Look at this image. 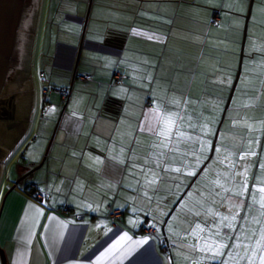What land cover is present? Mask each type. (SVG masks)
Wrapping results in <instances>:
<instances>
[{
	"label": "crops",
	"instance_id": "1",
	"mask_svg": "<svg viewBox=\"0 0 264 264\" xmlns=\"http://www.w3.org/2000/svg\"><path fill=\"white\" fill-rule=\"evenodd\" d=\"M247 2L58 0L63 23L34 54L52 89L13 66L0 104L3 142L37 138L22 159L0 148L18 178L0 184L7 264H262L264 0L248 24Z\"/></svg>",
	"mask_w": 264,
	"mask_h": 264
},
{
	"label": "rangeland",
	"instance_id": "2",
	"mask_svg": "<svg viewBox=\"0 0 264 264\" xmlns=\"http://www.w3.org/2000/svg\"><path fill=\"white\" fill-rule=\"evenodd\" d=\"M44 4L47 5L48 8H49V17H48V20H47L48 22H44L43 23V21L46 20L45 13L43 11ZM253 5H254V0H253V3H252V6H251L250 14L252 12ZM85 6H86V3H85ZM33 7H34L33 9H35L36 2H35V4H33ZM248 8H249V0L247 2V5L244 4V7H243V10L245 11L244 13H247ZM82 10H83V15H85L87 10H85L83 7H82ZM34 12H35V10H33L32 21H31L30 25L28 26V28L27 27H25V29L24 28H20L19 31H18V33L20 35L27 36V38L29 39V43L32 41V46H31V54L32 55H31L30 59L27 58L26 55H25V58L24 57H23L24 59L22 58V63H20L18 65L23 67L26 64L28 66L31 63V65L34 67L33 73H35V76L33 75V78L31 80V82L34 83V85L36 87H38V88L40 87V90H41L42 88L44 89L46 86H48V84H43L44 83L43 79L40 78V77H37V75L40 74L39 71H41V68H38V66L36 64V59H35V55L34 54H39V53L41 54L43 52V50L47 51L48 42L50 41L49 38H50L51 32H53V30L56 29L57 23H60V24L63 23L62 19H63L64 11L62 9V6L58 3V0H40L39 10H38V12L36 11L35 20H34ZM249 18H250V15H249ZM244 20H245V18H244ZM248 21H249V19H248ZM42 23H43L44 26L46 25V29H42L41 30ZM33 25H34V28H33ZM247 28H248V25H247ZM32 29H33V32H31ZM32 33H33V35H32ZM242 35H243V31H242ZM223 44H226V43H223ZM245 44H246V39H245ZM240 52L241 51L239 49L237 64H238V66L240 64V68H241L242 67L241 63L242 62H240V57H241L240 56V54H241ZM207 53H210V52L206 49L205 54H207ZM243 55H245V45H244ZM13 76H14L13 75V70H12V68H10L9 71H8V75H7V85H5L4 89L0 93V104L2 103L1 100L3 98H5V96H7V95L11 96L12 95L10 93V90L14 86V83L11 82L13 80ZM22 79H24V75H22ZM50 83H51V81H49V84ZM45 89H47L49 91L52 88H50V87L47 88L46 87ZM211 105H212V100H207L205 102L206 110L210 109ZM222 112H223V109H222ZM34 136H36V135L35 134H31V136H26L25 139L23 140V142L20 143V145L18 147H16L15 144L11 147L10 146L11 143L9 141V138L5 142H3V140L5 138H3V136L0 134V148L3 150V154H8L13 149H15L14 150V156H16V159H22V156H23V154H25L24 152L26 151V149L29 147V150H30V148L32 147V144L37 141V138L34 139ZM213 148H214V145L212 144V149ZM15 153H16V155H15ZM28 153L26 154V156H28ZM21 154H22V156H21ZM0 160H1L0 161V163H1L0 164V184H1V182L4 181V179H7V178L9 180L11 179L12 181H14L15 179H18L15 170L11 171V168H12V165H13L12 161L10 162V164H8L9 166H7L4 163V159H2L0 157ZM213 161H215V159H213ZM23 166L26 167L25 165H23ZM7 169H9V170H7ZM33 174H34L33 172H30L28 175H31L30 177H32ZM26 182H27V179H25L23 185ZM212 189L214 190L215 188L212 187ZM222 190L223 189H221V188H219V189L217 188L218 192L219 191L222 192ZM190 194H192V192ZM1 205H2V201H1V198H0V210H1ZM203 205H205V204H203ZM224 208H225V206H224ZM213 211H214V209H213ZM201 214L202 215H208V213L204 209L201 210ZM216 218L217 219H216L215 223L212 224V229H217L218 230L219 227H220L219 225L222 224L224 220H222V218H220V217H216ZM0 264H2L1 253H0Z\"/></svg>",
	"mask_w": 264,
	"mask_h": 264
},
{
	"label": "water",
	"instance_id": "3",
	"mask_svg": "<svg viewBox=\"0 0 264 264\" xmlns=\"http://www.w3.org/2000/svg\"><path fill=\"white\" fill-rule=\"evenodd\" d=\"M27 1L28 0H0V93L6 85L8 71L13 67V54L16 46L17 34L20 29V18ZM252 3L253 0H250L249 10L245 18L246 23L250 15ZM246 25L247 24H245L243 32L240 56H242L245 42ZM239 70L240 68L238 72ZM0 253L2 264H7L2 252Z\"/></svg>",
	"mask_w": 264,
	"mask_h": 264
},
{
	"label": "flooded vegetation",
	"instance_id": "4",
	"mask_svg": "<svg viewBox=\"0 0 264 264\" xmlns=\"http://www.w3.org/2000/svg\"><path fill=\"white\" fill-rule=\"evenodd\" d=\"M36 0H28L25 4L24 10L21 14L20 18V28H24L30 25L33 16V4H35ZM28 42L29 39L27 36H22L18 33L16 38V46L13 54V65L18 66V64L22 63V58H25V55L28 53ZM23 58V59H24Z\"/></svg>",
	"mask_w": 264,
	"mask_h": 264
},
{
	"label": "snow or ice",
	"instance_id": "5",
	"mask_svg": "<svg viewBox=\"0 0 264 264\" xmlns=\"http://www.w3.org/2000/svg\"><path fill=\"white\" fill-rule=\"evenodd\" d=\"M159 121L162 124V127L159 130V135L161 137H164L165 139L169 138L172 135L173 126L175 124V120L173 119V114L161 115L159 117ZM177 135H181V134L177 131ZM260 191L264 192V188H261ZM253 203H257L255 198H253ZM260 210L262 211V214H264V202H260ZM233 219H235V217H233ZM256 222L259 223V220H256ZM261 240H264V226H262L260 230V240H258L257 243L259 244ZM221 247H223V245ZM262 264H264V258H262Z\"/></svg>",
	"mask_w": 264,
	"mask_h": 264
},
{
	"label": "built area",
	"instance_id": "6",
	"mask_svg": "<svg viewBox=\"0 0 264 264\" xmlns=\"http://www.w3.org/2000/svg\"><path fill=\"white\" fill-rule=\"evenodd\" d=\"M211 23L214 24V25H217L218 24V17L217 15L215 14L212 18H211ZM125 77L124 74H120V73H116L113 77V80L115 83H119V82H122L123 78ZM80 79L81 80H89L90 79V76H87V75H82L80 76ZM116 214V213H115ZM155 233V228L153 226H149L148 228L145 229L144 231V234L146 236H151ZM160 247L163 251H167L169 250V247L170 245L168 244L167 241H162L160 243Z\"/></svg>",
	"mask_w": 264,
	"mask_h": 264
},
{
	"label": "trees",
	"instance_id": "7",
	"mask_svg": "<svg viewBox=\"0 0 264 264\" xmlns=\"http://www.w3.org/2000/svg\"><path fill=\"white\" fill-rule=\"evenodd\" d=\"M24 192L27 193V194H29V195H31V196H34V194H35L34 191H33V189H28L26 187L24 188Z\"/></svg>",
	"mask_w": 264,
	"mask_h": 264
}]
</instances>
